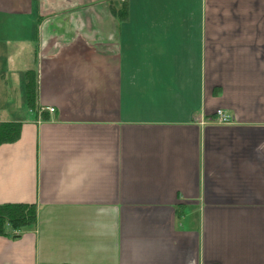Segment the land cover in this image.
Segmentation results:
<instances>
[{
  "label": "crops",
  "instance_id": "obj_1",
  "mask_svg": "<svg viewBox=\"0 0 264 264\" xmlns=\"http://www.w3.org/2000/svg\"><path fill=\"white\" fill-rule=\"evenodd\" d=\"M0 59V264H264V0H0Z\"/></svg>",
  "mask_w": 264,
  "mask_h": 264
},
{
  "label": "trees",
  "instance_id": "obj_2",
  "mask_svg": "<svg viewBox=\"0 0 264 264\" xmlns=\"http://www.w3.org/2000/svg\"><path fill=\"white\" fill-rule=\"evenodd\" d=\"M111 14L123 23L128 18V0H107ZM22 84L25 94V105L29 109L39 110L37 72L27 71L23 75ZM19 137V124L3 123L0 125V144L13 142ZM36 208L27 204L0 205V235L16 238L13 231L32 228L36 224Z\"/></svg>",
  "mask_w": 264,
  "mask_h": 264
},
{
  "label": "built area",
  "instance_id": "obj_3",
  "mask_svg": "<svg viewBox=\"0 0 264 264\" xmlns=\"http://www.w3.org/2000/svg\"><path fill=\"white\" fill-rule=\"evenodd\" d=\"M48 112L53 113V108H47ZM214 123L216 124H229L231 122L230 117L223 111L218 110L213 118Z\"/></svg>",
  "mask_w": 264,
  "mask_h": 264
},
{
  "label": "rangeland",
  "instance_id": "obj_4",
  "mask_svg": "<svg viewBox=\"0 0 264 264\" xmlns=\"http://www.w3.org/2000/svg\"><path fill=\"white\" fill-rule=\"evenodd\" d=\"M37 41V40H36ZM34 45H36L37 44V42L36 43H33ZM32 44V45H33ZM30 55V54H29ZM30 58H31V56H30ZM5 59V58H4ZM28 60H29V58H28ZM0 61H3V59H0ZM5 61V60H4Z\"/></svg>",
  "mask_w": 264,
  "mask_h": 264
}]
</instances>
